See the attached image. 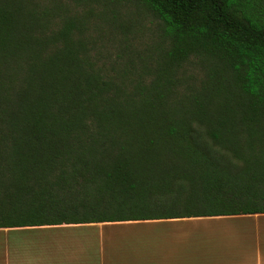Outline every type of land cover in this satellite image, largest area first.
I'll return each instance as SVG.
<instances>
[{"label": "trees", "instance_id": "trees-1", "mask_svg": "<svg viewBox=\"0 0 264 264\" xmlns=\"http://www.w3.org/2000/svg\"><path fill=\"white\" fill-rule=\"evenodd\" d=\"M75 1L0 0V227L264 213V0H140L124 63Z\"/></svg>", "mask_w": 264, "mask_h": 264}, {"label": "crops", "instance_id": "crops-1", "mask_svg": "<svg viewBox=\"0 0 264 264\" xmlns=\"http://www.w3.org/2000/svg\"><path fill=\"white\" fill-rule=\"evenodd\" d=\"M205 218L0 227V264H264V213ZM234 218L258 226L255 238L244 229L107 228Z\"/></svg>", "mask_w": 264, "mask_h": 264}, {"label": "rangeland", "instance_id": "rangeland-1", "mask_svg": "<svg viewBox=\"0 0 264 264\" xmlns=\"http://www.w3.org/2000/svg\"><path fill=\"white\" fill-rule=\"evenodd\" d=\"M76 2L75 0H71ZM105 7V11L114 22L116 27L117 39L111 40L108 44V50L112 58H116L119 62H128L130 58L138 60V54L146 57L150 52L158 50L162 44V31L159 20L148 11L140 0H101ZM97 36L99 32L94 31ZM99 38V37H98ZM109 39L108 34L102 37V43L106 44ZM100 41V40H99ZM125 41H127L125 43ZM185 70H197L191 64ZM207 218V217H206ZM205 218V219H206ZM249 219H226V220H195L184 221L178 223H162L154 222L152 224H134L124 226H110L107 228H142L146 232L159 233L165 229H174L176 227L184 229L211 227L216 229H226L239 232L242 229L255 238V232L258 228H252L254 223L249 222ZM259 225L264 224V218L261 219ZM246 222V223H245ZM252 225V226H251ZM144 228V229H143ZM151 230V231H147ZM197 236H202L201 230L197 231ZM229 237V236H226ZM232 237V236H231ZM237 238H233L235 240ZM238 257V254L235 253Z\"/></svg>", "mask_w": 264, "mask_h": 264}]
</instances>
